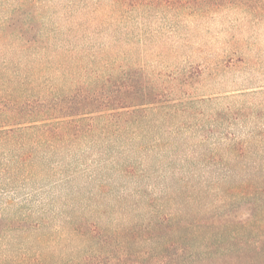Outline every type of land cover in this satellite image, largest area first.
Wrapping results in <instances>:
<instances>
[{
    "label": "rangeland",
    "instance_id": "1",
    "mask_svg": "<svg viewBox=\"0 0 264 264\" xmlns=\"http://www.w3.org/2000/svg\"><path fill=\"white\" fill-rule=\"evenodd\" d=\"M95 72L115 90L139 75L157 103L116 141L83 138L56 168L40 166L61 183L71 175L57 207L77 196L69 203L122 218L115 198L142 192L165 211L225 214L242 201L235 185L254 175L264 185V0H0V106ZM10 253L0 247V264Z\"/></svg>",
    "mask_w": 264,
    "mask_h": 264
},
{
    "label": "trees",
    "instance_id": "2",
    "mask_svg": "<svg viewBox=\"0 0 264 264\" xmlns=\"http://www.w3.org/2000/svg\"><path fill=\"white\" fill-rule=\"evenodd\" d=\"M96 74L65 89L50 87L46 98L14 97L0 106V247L11 251L6 264H264V199L257 197L264 185L255 175L234 186L242 201L225 214L208 207L165 211L159 198L142 192L131 203L115 198V206L126 205L122 218L108 219V207L90 199L83 207L69 203L77 196L57 207L71 175L61 183L39 173L40 166L57 161L56 168L73 153L68 145L83 138L116 141L121 129L145 121L138 113L157 103L139 75L124 76L115 90L111 77Z\"/></svg>",
    "mask_w": 264,
    "mask_h": 264
}]
</instances>
